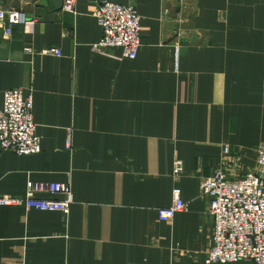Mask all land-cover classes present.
Listing matches in <instances>:
<instances>
[{
	"label": "crops",
	"instance_id": "crops-1",
	"mask_svg": "<svg viewBox=\"0 0 264 264\" xmlns=\"http://www.w3.org/2000/svg\"><path fill=\"white\" fill-rule=\"evenodd\" d=\"M63 1L0 0L28 18L11 36L0 23V110L7 90L32 94L42 147L0 153V195L33 181L69 184L75 200L69 218L0 207V264H206L202 181L220 165L255 172L264 149V0H108L142 18L135 59L94 51L99 0L75 13ZM51 47L62 57L41 55ZM175 187L188 209L162 222Z\"/></svg>",
	"mask_w": 264,
	"mask_h": 264
},
{
	"label": "built area",
	"instance_id": "built-area-1",
	"mask_svg": "<svg viewBox=\"0 0 264 264\" xmlns=\"http://www.w3.org/2000/svg\"><path fill=\"white\" fill-rule=\"evenodd\" d=\"M62 10L75 13L76 0H64ZM94 16L103 30L101 40L93 46L94 51L107 54L121 50L122 57L135 59L142 47L141 21L136 6L122 5L108 0H99ZM0 23L5 33L11 36L13 28L28 23L22 10L5 9L0 2ZM32 50L26 49V52ZM41 55L62 57L59 48H46ZM33 117L32 94L25 95L23 89L7 90L4 105L0 110V153L9 152L17 156L41 153V138L37 135ZM66 148H71L68 140ZM230 154L229 146L223 151ZM257 170L239 179H231L222 165L214 175L202 181L201 195L208 199V214L213 225L212 245L205 256L206 264L250 262L264 264V149L258 152ZM182 160L174 163L173 175L183 174ZM49 195V198L38 197ZM56 196H59L57 198ZM72 187L61 183H27L23 198L0 195V207H24L42 212H60L69 218L74 204ZM188 204L183 200L181 190H173V203L158 210L160 221L171 223L178 213L186 212Z\"/></svg>",
	"mask_w": 264,
	"mask_h": 264
},
{
	"label": "rangeland",
	"instance_id": "rangeland-1",
	"mask_svg": "<svg viewBox=\"0 0 264 264\" xmlns=\"http://www.w3.org/2000/svg\"><path fill=\"white\" fill-rule=\"evenodd\" d=\"M241 263H247V262H243V261H242ZM248 264H251V263H250V262H248Z\"/></svg>",
	"mask_w": 264,
	"mask_h": 264
}]
</instances>
